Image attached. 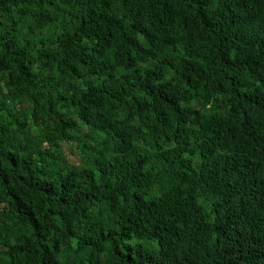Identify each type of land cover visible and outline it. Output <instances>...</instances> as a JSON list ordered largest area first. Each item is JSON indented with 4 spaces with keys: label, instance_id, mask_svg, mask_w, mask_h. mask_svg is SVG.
<instances>
[{
    "label": "trees",
    "instance_id": "trees-1",
    "mask_svg": "<svg viewBox=\"0 0 264 264\" xmlns=\"http://www.w3.org/2000/svg\"><path fill=\"white\" fill-rule=\"evenodd\" d=\"M0 264H264V0H0Z\"/></svg>",
    "mask_w": 264,
    "mask_h": 264
}]
</instances>
